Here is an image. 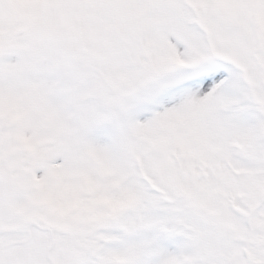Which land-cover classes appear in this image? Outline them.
<instances>
[{"label": "snow or ice", "instance_id": "1", "mask_svg": "<svg viewBox=\"0 0 264 264\" xmlns=\"http://www.w3.org/2000/svg\"><path fill=\"white\" fill-rule=\"evenodd\" d=\"M0 264H264V0H0Z\"/></svg>", "mask_w": 264, "mask_h": 264}]
</instances>
